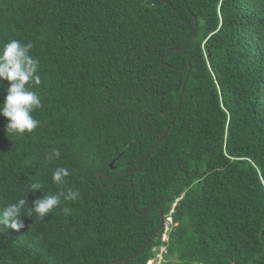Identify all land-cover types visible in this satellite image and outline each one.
<instances>
[{
  "label": "trees",
  "instance_id": "trees-1",
  "mask_svg": "<svg viewBox=\"0 0 264 264\" xmlns=\"http://www.w3.org/2000/svg\"><path fill=\"white\" fill-rule=\"evenodd\" d=\"M13 39L42 107L19 137L0 116V209L79 196L0 228V264H146L161 245L160 264H264V0H0ZM160 202L168 241L136 256Z\"/></svg>",
  "mask_w": 264,
  "mask_h": 264
},
{
  "label": "clouds",
  "instance_id": "clouds-1",
  "mask_svg": "<svg viewBox=\"0 0 264 264\" xmlns=\"http://www.w3.org/2000/svg\"><path fill=\"white\" fill-rule=\"evenodd\" d=\"M31 49V44H23L15 39L0 46V81L8 82L7 94L0 103V116L8 121L7 136L19 137L31 133L40 123L33 113L42 107V102L32 89L41 83V77L39 61L31 55ZM54 155L58 158L60 152L56 151ZM68 176L67 168L58 167L52 173V180L61 186L66 184L65 178ZM41 188V183H32L28 195ZM78 196V192L68 189L55 195L36 197L31 204L27 198L21 197L0 209V228L20 232L25 228V217L43 220L60 205L62 197L65 201H75ZM69 211L64 208L65 214Z\"/></svg>",
  "mask_w": 264,
  "mask_h": 264
},
{
  "label": "built area",
  "instance_id": "built-area-1",
  "mask_svg": "<svg viewBox=\"0 0 264 264\" xmlns=\"http://www.w3.org/2000/svg\"><path fill=\"white\" fill-rule=\"evenodd\" d=\"M174 204L172 205V207ZM172 209L169 210L168 214L166 216H163V222L161 224V228L159 231H161L160 235V241L161 243H166L168 241V235L171 231L172 227L175 225L172 222L171 215H172ZM156 253L150 260L147 261L146 264H160L162 261L163 255L165 254V246L161 245L157 249H155Z\"/></svg>",
  "mask_w": 264,
  "mask_h": 264
},
{
  "label": "water",
  "instance_id": "water-1",
  "mask_svg": "<svg viewBox=\"0 0 264 264\" xmlns=\"http://www.w3.org/2000/svg\"><path fill=\"white\" fill-rule=\"evenodd\" d=\"M162 2H165L166 0H161ZM196 28V23L194 24V29ZM193 36H194V33L191 35V37H190V39H192L193 38ZM189 39V40H190ZM188 42V41H187ZM187 42L184 44V46L181 48V49H183L185 46H186V44H187ZM180 49V50H181ZM179 105H180V101H179ZM178 105V109H177V112H178V110H179V106ZM177 112L175 113V115L177 114ZM173 120H174V118L172 119V121H171V123L173 122ZM170 123V124H171ZM164 135V134H163ZM163 135L158 139V141L155 143V145L152 147V149L149 151V154L148 155H146V156H144L143 157V159H147V157L150 155V154H152V152L154 151V149H155V147L158 145V143L160 142V140L162 139V137H163ZM136 164H137V162H136ZM111 165H112V163H110L109 164V166L111 167ZM139 169V166L137 165V168H136V170L135 171H137ZM98 175V174H97ZM152 202H154V200L152 201ZM151 204L152 203H150V205H149V207H151ZM163 214H162V209H161V202H160V205H159V224H158V226L156 227V229L149 235V237L147 238V240H146V242L143 244V246L139 249V251L136 253V256L137 255H139L141 252H142V250L146 247V245H148L149 244V242H150V240L153 238V237H155L156 235H157V233L159 232V230H160V228H161V224H162V222H163ZM132 258H134V257H132ZM113 263V262H112ZM109 264H111V263H109Z\"/></svg>",
  "mask_w": 264,
  "mask_h": 264
}]
</instances>
